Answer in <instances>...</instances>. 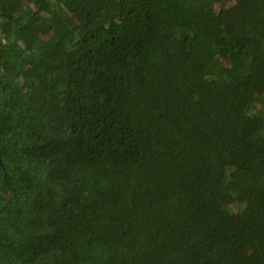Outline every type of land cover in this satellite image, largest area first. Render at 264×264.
<instances>
[{
  "label": "trees",
  "instance_id": "1",
  "mask_svg": "<svg viewBox=\"0 0 264 264\" xmlns=\"http://www.w3.org/2000/svg\"><path fill=\"white\" fill-rule=\"evenodd\" d=\"M0 160V264H264V0H0Z\"/></svg>",
  "mask_w": 264,
  "mask_h": 264
},
{
  "label": "rangeland",
  "instance_id": "2",
  "mask_svg": "<svg viewBox=\"0 0 264 264\" xmlns=\"http://www.w3.org/2000/svg\"><path fill=\"white\" fill-rule=\"evenodd\" d=\"M218 7V5L216 6V8ZM219 15V13H217V16Z\"/></svg>",
  "mask_w": 264,
  "mask_h": 264
},
{
  "label": "water",
  "instance_id": "3",
  "mask_svg": "<svg viewBox=\"0 0 264 264\" xmlns=\"http://www.w3.org/2000/svg\"><path fill=\"white\" fill-rule=\"evenodd\" d=\"M0 164L2 165V162H1V160H0Z\"/></svg>",
  "mask_w": 264,
  "mask_h": 264
}]
</instances>
